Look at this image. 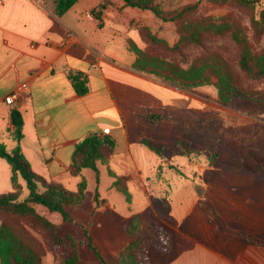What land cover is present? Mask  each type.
I'll use <instances>...</instances> for the list:
<instances>
[{
	"label": "crops",
	"instance_id": "obj_1",
	"mask_svg": "<svg viewBox=\"0 0 264 264\" xmlns=\"http://www.w3.org/2000/svg\"><path fill=\"white\" fill-rule=\"evenodd\" d=\"M99 3L77 0L58 15L53 0H0V143L8 150L16 145L6 132L16 109L18 145L31 169L74 191L75 145L108 134L115 141L108 168L127 184L137 181L146 204L149 180L161 174L170 185L155 213L171 243L159 264H264V105L239 96L223 105L212 86L187 89L134 70L127 40L144 49L139 29L147 28L172 45L174 27L121 0H107L96 18ZM69 71L86 76L85 94L75 93ZM18 88L20 101L6 105L4 97ZM149 114L160 119L149 123ZM179 140L217 157L210 164L190 160L176 149ZM10 190V168L0 158V194ZM97 241L118 250L117 240Z\"/></svg>",
	"mask_w": 264,
	"mask_h": 264
},
{
	"label": "trees",
	"instance_id": "obj_2",
	"mask_svg": "<svg viewBox=\"0 0 264 264\" xmlns=\"http://www.w3.org/2000/svg\"><path fill=\"white\" fill-rule=\"evenodd\" d=\"M77 0H53L54 11L61 15L65 13ZM125 6L152 12L161 22H174L180 39L194 44H200V33L212 31L220 33L229 31L230 38L239 46L237 66L248 79L264 78V51L254 52L244 34L243 28L233 22L231 25L222 23L215 25L212 19H196L194 22L185 21L184 15L193 12L201 2L187 4L179 9H172L174 0H121ZM227 2L229 0H211ZM242 6L254 4L256 0H230ZM107 0H100L92 11L96 18L105 9ZM252 27L256 35L262 32L254 22ZM139 35L146 44L144 49L127 40L128 50L135 55L132 68L146 75H151L168 81L183 88L192 89L200 86H212L216 90L218 102L229 105L233 97H242L251 101L264 100V90L246 89L241 79L232 70L228 60L220 51H213L195 56L187 67H181L177 62L152 53L148 46L165 44L161 39L151 34L147 28H140ZM172 50L177 51V44ZM181 56V54H180ZM67 77L76 94L83 95L88 91L86 76L79 71H69ZM160 119L159 115L149 114L147 122L152 123ZM12 129H7L16 145L7 149L0 143V158H3L10 168L11 190L0 194V264H43V247L35 235L22 223L12 220L6 214L24 219L28 225H38L44 235L61 250V264H87L77 256L76 245L68 234L57 233V226L50 222L35 206H42L50 213H58L63 222H75L68 212L69 208L80 205L85 198L86 180L82 171L89 169L93 172L96 184L99 181V165H107L114 151L115 141L108 134H91L78 141L69 164V173L80 177L74 191L65 189L60 183L46 180L36 174L23 156L19 141L22 138V117L19 111H10ZM150 151L161 155L162 150L148 140L141 141ZM175 147L189 159L197 158L200 152L182 140L176 142ZM217 157L212 151L208 164ZM171 168H175L172 166ZM178 171L177 169H175ZM113 178L112 185L128 199L125 187L118 188L119 182L124 181L112 171H108ZM97 186L94 192V202H98ZM129 235L135 237L119 253L118 264H159L152 259L148 251L156 250L166 253L171 243L164 227L146 217H133L127 228ZM86 247L94 257V264H108L98 249L92 243L87 232H84ZM253 241L252 239H250Z\"/></svg>",
	"mask_w": 264,
	"mask_h": 264
},
{
	"label": "rangeland",
	"instance_id": "obj_3",
	"mask_svg": "<svg viewBox=\"0 0 264 264\" xmlns=\"http://www.w3.org/2000/svg\"><path fill=\"white\" fill-rule=\"evenodd\" d=\"M195 1L196 0H174L171 2V8L179 9ZM183 18L185 21L190 22H194L196 19H212L215 25H220L222 23L231 25L233 22L238 23L243 28L251 49L254 52L264 51V0H256L254 4L249 6L238 5L230 0L227 2L201 0L198 7L193 12L185 14ZM252 22L255 23L257 28H262V32L259 35H256L252 27ZM168 23L174 27L176 35L175 42L170 45L164 39L159 38L165 44L158 43L148 46V49L152 53L173 60L181 67L185 68L195 56L213 51H220L228 60L234 73L239 76L246 89L264 90V78L248 79L238 68L239 46L232 41L229 31L224 30L220 33H216L207 30L201 32L200 44H194L180 39L177 25L174 22ZM176 44L177 51L172 50L171 48ZM253 102L264 105V100ZM211 154L212 151L206 153L200 152L199 157L190 160H199L203 157L202 161L204 164H208V159ZM99 166L100 174L97 184L91 170H85L83 174L86 180L85 198L80 205L70 208L77 218H74L75 222L60 221V215L55 212H49L48 214L40 213L57 226V233L59 235L68 234L73 238L79 259L85 261L87 264H94V257L86 247L84 232H87L89 236H91L92 243L100 254L104 256L103 258L108 264H118L120 251L129 242L135 239V237L129 235L127 232L131 219L133 217H138L140 219L151 217L157 221L155 216L156 210L159 209L161 203L167 198L170 185L167 180L162 178L161 174L157 179L149 180L144 184V192L149 196L148 203L146 204L144 193L139 189L140 185L137 181H129L127 184L126 180H120L118 188L125 187L128 191L129 197L126 200L124 195L112 185L114 180L108 174V171H111L108 168V164ZM96 186L99 200L101 199L97 208L93 199ZM6 215L12 220L22 222L35 235L43 247V264H61V250L59 246H55L52 241L44 235L43 229L38 225H28L24 219L18 216ZM96 224L99 228L95 227ZM104 237L108 238V240H117L116 245H118V252L116 251L114 253V250L107 249L104 243H98L97 239L101 238L103 240ZM109 243H111V241H109ZM148 254L152 259L158 262V255L160 252L149 250Z\"/></svg>",
	"mask_w": 264,
	"mask_h": 264
},
{
	"label": "built area",
	"instance_id": "obj_4",
	"mask_svg": "<svg viewBox=\"0 0 264 264\" xmlns=\"http://www.w3.org/2000/svg\"><path fill=\"white\" fill-rule=\"evenodd\" d=\"M22 94H23V89L18 88L12 91L11 93H9L8 95H6L4 97L3 102L9 106L14 105L16 102L20 101ZM108 132H109V129L104 130V133H108Z\"/></svg>",
	"mask_w": 264,
	"mask_h": 264
}]
</instances>
